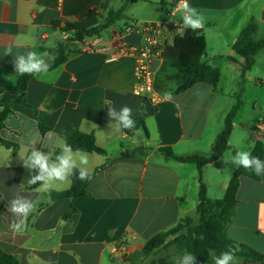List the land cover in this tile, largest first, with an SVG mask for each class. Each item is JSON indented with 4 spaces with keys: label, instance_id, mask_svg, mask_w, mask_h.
<instances>
[{
    "label": "crops",
    "instance_id": "0c3cea01",
    "mask_svg": "<svg viewBox=\"0 0 264 264\" xmlns=\"http://www.w3.org/2000/svg\"><path fill=\"white\" fill-rule=\"evenodd\" d=\"M121 2L63 0L58 7L43 0H0V74L14 83L21 77L14 71L13 55H3L7 47H12L13 54L32 50L50 53L71 38L70 33H62L54 26L56 22L61 27L70 23L79 29H90L99 24V15L110 8L118 9ZM178 2L157 3L165 9L160 19L149 24L164 25L170 34L185 32L181 16L178 18L181 12H173ZM188 4L205 17V26L199 30L207 44L204 61L221 71L216 87L201 83L178 94L175 82L168 79L176 70L157 60L151 65L152 92L137 95L136 60L130 56L113 59L110 51H103L111 48L120 35L127 45L143 44V35L123 33L132 25L115 26L100 38L72 44V54L63 65L30 81L27 106L15 105L0 130L1 138L15 146L0 144V250L16 257L20 264H126L124 256L117 258L113 251L127 242L130 264H152L164 259L166 262L158 264H177L181 255L172 250L146 258L143 249L149 240L174 228L182 219H199L198 168L165 159L157 150L170 147L180 157L211 156L213 144L224 130L225 118L241 96L244 104L234 121L230 149L208 164L203 173L208 198L216 201L224 198L238 169L223 159H230L240 150L252 151L258 142L264 144V135H259L257 129L258 123L264 122V99H254L256 111H250L252 99L247 94L251 85L264 89V70L259 68L264 50L256 57V65L242 87L243 60L233 51L241 32L252 21L258 23V33L264 31V0H188ZM91 12L95 15L90 16ZM178 24L180 28H176ZM82 45H92L94 49L87 50ZM226 57L237 61L229 62ZM165 92L172 93L170 100L163 99ZM12 100L14 96L0 88V106ZM110 105L117 110L128 105L134 119L144 117L149 138L142 136L139 140L137 136H127L122 129L116 131L115 122L110 128ZM40 124L49 128L44 135ZM77 132L93 134L97 145L107 153H88L90 173L107 163L108 166L90 181L89 198L53 199L49 192L40 190V185L28 182L36 172L26 169L21 157L26 158L35 147L55 159L56 150L66 144V136ZM145 150L149 151L141 155L140 151ZM126 152L135 156L120 160ZM71 185L70 178L50 192L66 191ZM16 194L36 202L20 233L9 229L14 217L8 207ZM72 209L75 213L66 219ZM227 234L234 242L264 256V176L259 181L240 179L235 214ZM236 260L237 264H264Z\"/></svg>",
    "mask_w": 264,
    "mask_h": 264
},
{
    "label": "trees",
    "instance_id": "16d2710c",
    "mask_svg": "<svg viewBox=\"0 0 264 264\" xmlns=\"http://www.w3.org/2000/svg\"><path fill=\"white\" fill-rule=\"evenodd\" d=\"M136 3L137 0H123L120 8H110L106 14L99 15V24L90 29H79L70 23L61 27L60 23L56 22L54 26L60 29L62 33H70L71 38L68 40V43L60 44L57 48L49 50L55 56L54 60L50 63L51 67L49 70H55L66 62L67 57L72 54V44H84L91 39L100 38L103 33L114 28L118 23L125 21L127 6L135 5ZM94 13L91 12L90 16H94ZM125 29H123V33ZM258 31V23L252 21L241 32L233 46V51L236 56L243 60L240 76L241 81L239 83L240 87L244 85L247 74L254 69L256 57L264 50V38H256ZM206 55L207 44L202 30L193 32L191 29H187L184 33L174 36L172 42L165 46L162 60L169 63L176 70V73L168 77V79L175 82L177 87L176 92L178 94L188 91L197 84L203 83L216 87L220 83L221 71L219 68L211 66L204 61ZM226 59L232 63H236L237 61L234 57H226ZM32 79H34L33 76L24 75L19 77L14 83L0 74V88L8 95L14 96V100L8 101L0 106V130L5 127V122L13 113V107L15 105L27 106V88ZM243 104L242 97L238 96L235 106L225 118L224 130L217 136L213 144L211 156L180 157L170 147H160L157 150V154L165 159L197 166L200 184L199 204L197 206L199 219L195 220L186 217L174 228L153 237L144 246L143 254L146 258L156 252L174 249V252L181 256L185 251L194 254L196 256V264H214V256H219L222 252L228 251L231 248L234 251L235 257L243 259L244 261L264 262V256L262 254L246 245L234 242L227 234V228L235 214L240 179L246 177L254 181H259L261 176H257L251 170H246L243 167L238 168L230 180L224 198L216 201L208 198L207 187L203 181L205 167L220 159L230 149L229 141L233 131L234 121ZM135 120L137 130H139L138 133L136 131L122 129L124 133L131 138H135L138 135L149 138L145 118L138 117ZM39 126L43 135L49 131V128L43 124ZM65 141L74 150L79 148L87 153H95L100 156L107 155L106 151L97 145L96 138L93 134L77 132L72 136H66ZM0 144L7 148L14 147L15 149L13 144L5 141L1 136ZM60 151L56 150L55 155ZM146 151L149 150L140 151V154L145 155ZM251 152L253 156H258L261 160H264V144L262 142H258ZM134 156V153L126 152L120 157V160ZM107 166L108 163L97 168L91 174V178L86 181H81L76 176H73L71 177L72 185L70 189L62 192H49L48 195L57 200L70 199L74 201L76 199L89 198L87 191L90 181ZM37 185L39 184H34V186ZM74 213L75 210L72 209L65 218L69 219ZM164 262H166V259L154 261L152 264ZM0 264H20V262L16 257L0 250Z\"/></svg>",
    "mask_w": 264,
    "mask_h": 264
},
{
    "label": "clouds",
    "instance_id": "9594fccd",
    "mask_svg": "<svg viewBox=\"0 0 264 264\" xmlns=\"http://www.w3.org/2000/svg\"><path fill=\"white\" fill-rule=\"evenodd\" d=\"M181 12V20L185 29H191L193 32L204 28L205 17L198 9L191 7L187 0H181L178 5ZM3 55H13V66L16 74L20 76L30 75L38 77L41 74H46L51 67L49 60H54V57L48 52H38L35 50L24 53L16 52L13 54L12 47H7ZM172 98L171 92H165L164 100ZM108 124L111 128L113 122L118 126L116 131L127 129L136 131V120L133 117V110L128 105H123L119 110L114 106L107 107ZM36 140L32 141L34 145ZM23 166L26 169L34 170L35 175H32L28 180L30 184H39L40 190L50 192L57 184L68 182L71 177L76 176L81 181H86L91 178L88 165L89 155L82 149H73L71 145L65 144L61 151L52 159L49 152H44L39 148L33 147L30 154L21 157ZM224 163L231 162L237 168L243 167L246 170H251L257 176H264V160L258 156H253L250 150H240L235 153L230 159H223ZM36 202L32 199L16 194L9 202L8 211L14 219L9 224V229L14 233L22 232L29 215L35 210ZM214 264H237L234 251L229 248L228 251L222 252L219 256L213 257ZM177 264H196V256L185 251Z\"/></svg>",
    "mask_w": 264,
    "mask_h": 264
},
{
    "label": "built area",
    "instance_id": "2783aa9c",
    "mask_svg": "<svg viewBox=\"0 0 264 264\" xmlns=\"http://www.w3.org/2000/svg\"><path fill=\"white\" fill-rule=\"evenodd\" d=\"M43 1L46 3H54L58 7H61L63 4V0ZM180 4L181 0H179L178 2V5ZM178 5L173 9V12H177L179 10ZM180 27V24L176 26V28ZM180 32L184 33L183 30H181ZM180 32L170 34L167 28L164 25L160 24H147L142 27L130 26L125 29L124 33L127 35H143L145 37V41L143 44L138 46L127 45L124 41V36L120 35L111 48L104 49L103 51H110L113 59H116L120 56L133 57L137 63L138 86L136 88V94L142 95L144 93H151L154 82V75L151 71V65L154 61L162 60V54L165 46L170 43V40L174 38V36H176L177 34H182ZM84 47L87 50L94 49L92 45H86ZM257 129L259 135H264V122L258 123ZM128 247L129 244L127 242H124L120 248H116L113 251V255H115L117 258L124 256V262L126 264H130V260H128Z\"/></svg>",
    "mask_w": 264,
    "mask_h": 264
},
{
    "label": "rangeland",
    "instance_id": "374dc122",
    "mask_svg": "<svg viewBox=\"0 0 264 264\" xmlns=\"http://www.w3.org/2000/svg\"><path fill=\"white\" fill-rule=\"evenodd\" d=\"M122 2L116 6V8H119ZM158 1V2H156ZM161 0H137V3L135 5H128L125 15H126V20L123 22H120L116 25L117 28H123L126 25H138L142 26L144 24H149L151 23L152 20L160 19L162 16V6L157 5L160 4ZM181 16V13L178 14V18ZM105 33H110V31H106ZM257 39L264 38V31H260L256 35ZM259 68L264 70V52H262V59L260 60L259 63ZM247 94L252 99V102L249 103V108L250 111H256V102L254 99L256 98H263L264 99V89H259L255 85H251L247 89ZM255 103V105H254ZM174 252V249H172Z\"/></svg>",
    "mask_w": 264,
    "mask_h": 264
},
{
    "label": "water",
    "instance_id": "95a60500",
    "mask_svg": "<svg viewBox=\"0 0 264 264\" xmlns=\"http://www.w3.org/2000/svg\"><path fill=\"white\" fill-rule=\"evenodd\" d=\"M137 138L140 140V139H141V136H140V135H138V136H137Z\"/></svg>",
    "mask_w": 264,
    "mask_h": 264
}]
</instances>
